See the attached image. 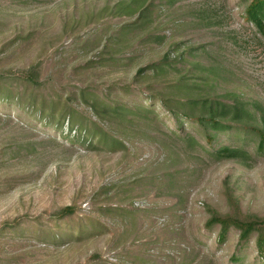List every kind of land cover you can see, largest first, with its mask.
<instances>
[{
	"label": "rangeland",
	"instance_id": "1",
	"mask_svg": "<svg viewBox=\"0 0 264 264\" xmlns=\"http://www.w3.org/2000/svg\"><path fill=\"white\" fill-rule=\"evenodd\" d=\"M252 1L0 0V264H264Z\"/></svg>",
	"mask_w": 264,
	"mask_h": 264
},
{
	"label": "trees",
	"instance_id": "2",
	"mask_svg": "<svg viewBox=\"0 0 264 264\" xmlns=\"http://www.w3.org/2000/svg\"><path fill=\"white\" fill-rule=\"evenodd\" d=\"M246 17L248 21H250L264 35V0H253L246 10ZM192 104L193 103L190 102L184 104L185 109L190 110L189 108H191ZM201 104L204 111H202L203 116L199 118V124L204 127H211L216 132L225 130L226 127L224 125H221V123L217 119L226 118V116L234 108L227 107L226 105L216 101L211 102L205 100ZM187 105L189 107H187ZM234 111L236 114H238L239 112L235 109ZM184 115L186 117H189L187 113H185ZM213 137L214 136H210L209 139H212ZM239 153V150H232L227 147H221L213 154L217 158L223 159L237 158L239 156ZM209 223L221 224L223 231H226L228 225H230L227 218H212ZM232 224H234V226H236L240 230V241L245 242L253 231H256L258 227L264 226V221H233ZM256 244L258 249H262V247L264 246V236H259L257 238Z\"/></svg>",
	"mask_w": 264,
	"mask_h": 264
}]
</instances>
